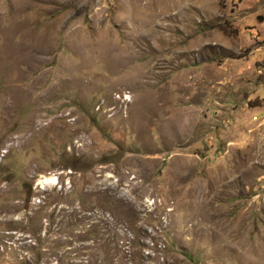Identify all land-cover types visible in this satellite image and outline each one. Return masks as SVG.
Here are the masks:
<instances>
[{"label": "rangeland", "instance_id": "obj_1", "mask_svg": "<svg viewBox=\"0 0 264 264\" xmlns=\"http://www.w3.org/2000/svg\"><path fill=\"white\" fill-rule=\"evenodd\" d=\"M0 264H264V0H0Z\"/></svg>", "mask_w": 264, "mask_h": 264}]
</instances>
